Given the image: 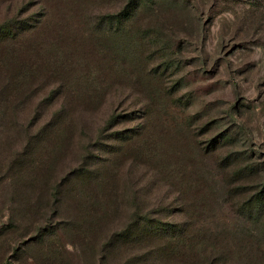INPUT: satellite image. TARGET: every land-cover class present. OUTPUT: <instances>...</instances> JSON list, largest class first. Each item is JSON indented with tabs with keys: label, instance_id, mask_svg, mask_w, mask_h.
<instances>
[{
	"label": "rangeland",
	"instance_id": "1",
	"mask_svg": "<svg viewBox=\"0 0 264 264\" xmlns=\"http://www.w3.org/2000/svg\"><path fill=\"white\" fill-rule=\"evenodd\" d=\"M130 1L89 0L81 15L117 14ZM136 1L124 35L105 25L107 53L123 67L114 69L117 92L95 117L103 128L110 113L118 115L106 134L148 125L124 144L120 204L111 206L109 180L106 211H82L89 198L70 195L77 184L64 181L74 157L64 166L59 151L45 155L53 158L49 172L31 183L11 173L3 142L0 264H264V0ZM134 73L136 86L128 79ZM75 140L81 152L92 144ZM138 210L202 221L169 251L116 241Z\"/></svg>",
	"mask_w": 264,
	"mask_h": 264
},
{
	"label": "trees",
	"instance_id": "2",
	"mask_svg": "<svg viewBox=\"0 0 264 264\" xmlns=\"http://www.w3.org/2000/svg\"><path fill=\"white\" fill-rule=\"evenodd\" d=\"M88 1L0 0V145L4 142L3 149L9 152L11 173H24L31 183L38 174L41 179L48 174L53 158L45 159V155L59 151L64 166L74 157L72 162L78 164L64 181L76 183L77 189L74 192L70 188L68 193L76 199L89 198L90 203L84 199L79 207L82 211L104 213L106 208L101 205L107 206L111 198L106 185L109 180L115 181L111 206L120 204L119 164L124 144L144 133L148 125L142 123L143 129L136 134L130 130L106 134L119 119L112 112L103 128L96 126L97 110L118 88L121 80L115 71L123 67L118 57L111 59L107 53L105 25L119 32L118 36L121 32L124 35L122 28L134 18L139 6L131 0L117 14L95 17L90 13L85 21L81 9ZM4 3L7 6L3 8ZM146 76L153 79V71H146ZM128 79L132 86L139 84L135 73ZM147 94L151 99L150 92ZM78 128L84 137L78 135ZM76 136L81 143L90 137L92 144L81 152L76 148ZM105 140L113 142V148ZM258 202H245L244 208ZM199 221L195 216V220L171 222L138 210L115 239L167 245L169 251L176 244H186L190 240L187 230L200 225ZM129 238L132 240H126Z\"/></svg>",
	"mask_w": 264,
	"mask_h": 264
}]
</instances>
